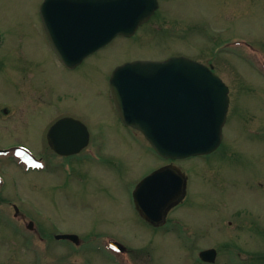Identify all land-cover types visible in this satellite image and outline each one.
<instances>
[{
	"label": "rangeland",
	"instance_id": "rangeland-1",
	"mask_svg": "<svg viewBox=\"0 0 264 264\" xmlns=\"http://www.w3.org/2000/svg\"><path fill=\"white\" fill-rule=\"evenodd\" d=\"M42 1L0 0V147L19 143L42 158L41 167L28 157L0 165V264H204L198 255L211 248L215 264H264V0H160L134 38L114 40L74 71L48 48ZM171 56L213 66L230 108L215 153L174 163L188 179L186 199L152 228L132 193L163 159L121 124L109 77L127 62ZM59 116L91 133L85 155L66 161L71 174L45 142ZM2 200L19 206V219ZM74 233L78 245L55 239Z\"/></svg>",
	"mask_w": 264,
	"mask_h": 264
},
{
	"label": "water",
	"instance_id": "water-1",
	"mask_svg": "<svg viewBox=\"0 0 264 264\" xmlns=\"http://www.w3.org/2000/svg\"><path fill=\"white\" fill-rule=\"evenodd\" d=\"M158 8V0H45L42 16L49 36L57 38L67 53L58 49L60 58L74 67L116 36L135 34ZM110 86L123 123L142 131L163 158L206 155L221 145L229 90L204 64L187 57L134 61L113 72ZM69 128L77 132L72 135ZM85 128L66 118L53 125L49 136L53 144L61 143L59 153L75 154L89 142ZM186 189L181 170L166 166L140 183L134 194L136 207L145 219L158 224ZM58 238L78 241L76 236ZM215 257L214 250L201 254L206 261Z\"/></svg>",
	"mask_w": 264,
	"mask_h": 264
},
{
	"label": "flooded vegetation",
	"instance_id": "flooded-vegetation-1",
	"mask_svg": "<svg viewBox=\"0 0 264 264\" xmlns=\"http://www.w3.org/2000/svg\"><path fill=\"white\" fill-rule=\"evenodd\" d=\"M43 31V30H42ZM44 33V32H43ZM44 37H45V40H46V42H47V44H48V48L52 51V52H54L53 51V48H52V46L50 45V43H49V41H48V39H47V37H46V35H45V33H44ZM2 44V46H4V42L2 41L1 43H0V45ZM2 46H1V48H2ZM1 50V49H0ZM3 113L5 114V115H7L8 113H9V111H8V109H4L3 110ZM58 120V119H57ZM56 120V121H57ZM89 131H90V129H89ZM45 142H46V140H45ZM90 143H91V133H90ZM15 146H18V147H15ZM59 146H62L61 145V143L59 144L58 143V141H56L54 144H53V147L55 148V147H59ZM3 148H0V149H14V148H20L21 146H20V144L18 143L17 145H11V146H2ZM47 148H48V150H51V148L52 147H50V145L47 143ZM53 150V149H52ZM41 160H42V158H41ZM12 162L13 163H15V161L14 160H12ZM171 162H169V161H167L166 163H164L162 166H164V165H167V164H170ZM4 164V161L3 160H1L0 159V165H2V166H4L3 165ZM2 169V168H1ZM0 169V170H1ZM1 172V171H0ZM2 173V172H1Z\"/></svg>",
	"mask_w": 264,
	"mask_h": 264
}]
</instances>
